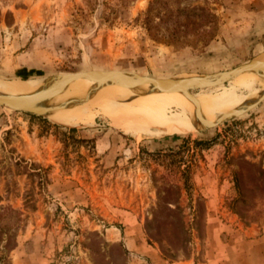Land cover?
<instances>
[{
    "label": "rangeland",
    "instance_id": "obj_1",
    "mask_svg": "<svg viewBox=\"0 0 264 264\" xmlns=\"http://www.w3.org/2000/svg\"><path fill=\"white\" fill-rule=\"evenodd\" d=\"M262 53L264 0H0L5 82L120 71L201 93ZM199 128L138 139L0 106V264H264V102Z\"/></svg>",
    "mask_w": 264,
    "mask_h": 264
},
{
    "label": "bare ground",
    "instance_id": "obj_2",
    "mask_svg": "<svg viewBox=\"0 0 264 264\" xmlns=\"http://www.w3.org/2000/svg\"><path fill=\"white\" fill-rule=\"evenodd\" d=\"M262 54L258 60L264 63ZM50 78L26 83L0 80V94L33 95L47 87ZM193 81H198V77L194 76ZM262 93L263 69H248L227 86L198 93L194 99L161 92L149 84L130 85L102 77L78 78L51 100L50 105L56 108L47 117L61 125L79 127L91 125L98 116H104L116 129L143 139L200 131V122L215 123L257 101Z\"/></svg>",
    "mask_w": 264,
    "mask_h": 264
},
{
    "label": "water",
    "instance_id": "obj_3",
    "mask_svg": "<svg viewBox=\"0 0 264 264\" xmlns=\"http://www.w3.org/2000/svg\"><path fill=\"white\" fill-rule=\"evenodd\" d=\"M248 69L264 70V63L260 62L259 60H254L231 71L221 73L220 75H217L213 78V83L210 88H217L223 85H227L232 80L242 75ZM93 77H102L113 82H120L137 86L149 84L152 89H156L161 92H183L190 99H194V95L198 93L195 91L199 89L196 86L174 79H156L136 73L128 74L120 71H90L84 73L63 75L49 86L33 95L14 96L0 94V106L18 112L48 116L50 112L54 111V108H52L50 105L51 100L57 95L64 92L70 83L78 78L90 79ZM263 102L264 93L261 94L260 98L257 101L251 103L250 105H245L240 110L230 113L229 115L217 120L215 123L202 121L200 122L199 127L210 128L218 126L232 117H239L244 115Z\"/></svg>",
    "mask_w": 264,
    "mask_h": 264
},
{
    "label": "trees",
    "instance_id": "obj_4",
    "mask_svg": "<svg viewBox=\"0 0 264 264\" xmlns=\"http://www.w3.org/2000/svg\"><path fill=\"white\" fill-rule=\"evenodd\" d=\"M242 195H241V193H240V196H239V198H237V200L235 201V203H239L240 201H241V199H242Z\"/></svg>",
    "mask_w": 264,
    "mask_h": 264
}]
</instances>
